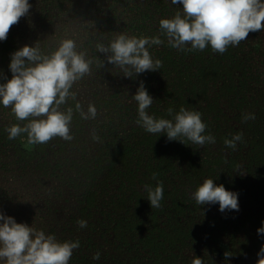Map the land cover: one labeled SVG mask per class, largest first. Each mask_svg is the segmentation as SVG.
Returning a JSON list of instances; mask_svg holds the SVG:
<instances>
[{"label":"trees","instance_id":"trees-1","mask_svg":"<svg viewBox=\"0 0 264 264\" xmlns=\"http://www.w3.org/2000/svg\"><path fill=\"white\" fill-rule=\"evenodd\" d=\"M30 3L29 14L0 41V69L9 78L10 54L24 44L94 29L151 35L159 18L178 7L168 0ZM153 51L163 61L160 70L127 78L106 62L79 82L85 104L94 101L99 115L90 121L77 117L72 141L57 137L28 145L21 138L9 140L5 125L15 118L0 108V169L23 167L38 187L44 183L72 195L75 228L81 218L88 222L80 232L71 228L65 235L81 242L72 264H191L193 254L204 264H257L264 243L257 234L264 226V29L250 31L223 54L177 52L166 45ZM141 80L154 98L151 111L165 115L170 106L195 108L216 143L185 145L137 126L136 104L129 100ZM245 112H254L256 119L243 121ZM93 129L100 141H93ZM237 131L245 142L233 151L223 141ZM238 165L242 170H236ZM153 173L164 184L158 209L143 191L145 183L155 186ZM209 176L239 193V211L195 204L190 193ZM226 251L232 254L228 259ZM96 252L99 260L92 259Z\"/></svg>","mask_w":264,"mask_h":264},{"label":"clouds","instance_id":"clouds-1","mask_svg":"<svg viewBox=\"0 0 264 264\" xmlns=\"http://www.w3.org/2000/svg\"><path fill=\"white\" fill-rule=\"evenodd\" d=\"M178 6L170 15L159 18L154 34L117 31L111 34L73 31L58 38L36 40L24 44L10 54L8 69L11 78L0 69V108H7L15 122L5 125L7 138H21L28 145L46 144L59 137L74 139L73 123L79 119L96 120L99 111L94 101L86 104L77 89L79 82L90 77L95 68L105 63L113 65L124 77L135 78L146 71L163 67L154 55V46L166 45L177 52L225 53L230 46H239L249 32L264 29V0H168ZM30 0H0V41L7 39L10 28L29 14ZM97 53L105 54L101 59ZM129 102L136 104L135 124L146 133L166 135L169 141L201 147L216 143L208 131L203 113L181 105L168 107L165 115L151 111L154 98L144 81H140ZM243 121L255 120L254 112L242 113ZM93 141H100L96 129ZM245 142L242 131L224 138V145L235 151ZM236 170H242L237 166ZM155 186L143 185L151 207L160 208L164 199V184L153 173ZM206 177L190 193L199 206L219 205V211H239V193ZM86 228V219L77 221ZM264 224V221H262ZM264 239V226L257 229ZM77 239H61L56 232L37 226L35 221L18 222L13 215L0 209V264H70L74 250L80 248ZM225 252L226 259L231 257ZM257 264H264V243L257 252ZM96 252L92 259L99 260ZM191 264H204L195 256Z\"/></svg>","mask_w":264,"mask_h":264},{"label":"rangeland","instance_id":"rangeland-1","mask_svg":"<svg viewBox=\"0 0 264 264\" xmlns=\"http://www.w3.org/2000/svg\"><path fill=\"white\" fill-rule=\"evenodd\" d=\"M22 170L23 167L9 171L0 169V209L18 222L31 225L35 221L37 226L56 232L61 239H76L65 237L71 228L80 232L79 226L75 228L76 207L72 195L60 194L44 183L38 187L36 179Z\"/></svg>","mask_w":264,"mask_h":264}]
</instances>
